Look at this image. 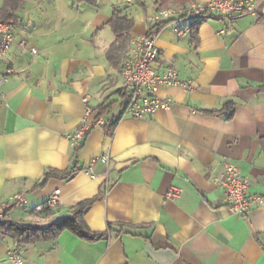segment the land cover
Masks as SVG:
<instances>
[{
  "label": "crops",
  "instance_id": "1",
  "mask_svg": "<svg viewBox=\"0 0 264 264\" xmlns=\"http://www.w3.org/2000/svg\"><path fill=\"white\" fill-rule=\"evenodd\" d=\"M141 2L126 0L145 12L133 17L132 39L146 33L147 17L159 9L156 0ZM48 3L50 10L32 23L19 16L3 67L13 74L0 87V202L23 194L26 203L11 206L7 217L44 227L96 198L84 214L86 225L92 232L109 224L113 230L96 241L65 230L55 240L20 245L25 264H264V0H256V15L161 26L157 69H176L193 89L163 86L160 96L170 107L147 118L123 115L122 70L107 58L118 1L109 0L104 10L98 2L89 17L90 5ZM87 108L102 123L74 158L69 135ZM103 155L109 162L98 161L89 172ZM226 161L263 200L244 216L230 212L214 182ZM74 165L80 171L71 179L39 186L47 169ZM172 187L183 191L169 198ZM54 194L60 204L38 212ZM15 246L0 232V261Z\"/></svg>",
  "mask_w": 264,
  "mask_h": 264
},
{
  "label": "built area",
  "instance_id": "2",
  "mask_svg": "<svg viewBox=\"0 0 264 264\" xmlns=\"http://www.w3.org/2000/svg\"><path fill=\"white\" fill-rule=\"evenodd\" d=\"M128 3L133 0H127ZM256 0H209L206 3H190L183 6H172L158 9L154 14L147 17L146 33L131 40L127 57L122 67L124 80L123 90L126 101L123 106V115L134 118H147L159 110L170 107V100L160 96L163 86H182L186 90H192L190 82L182 81L179 72L166 67L162 72L156 65L159 58V48L156 45L159 30L164 23L175 20L184 22L187 26H199L210 18L218 17L232 21L242 15H256ZM16 25L12 22L0 21V87L3 86L13 74L12 69L3 70L8 53L15 38ZM33 54L37 50L32 48ZM92 109L87 108L86 118L69 135L73 150H79L84 145L90 131L102 121H94ZM102 161L109 162V157L103 155L92 161L89 172H93V165ZM93 174V173H92ZM214 182L225 194V202L231 213L244 216L255 204L262 203V197L251 195L249 189L250 180L244 176L241 170L234 164L226 161L221 170L215 175ZM182 189L172 187L168 192L169 198L178 197ZM26 199L23 194L15 195L9 202H0V221L6 217L7 209L13 205H24ZM60 204L58 194L52 195L46 202L37 208L38 212L53 209ZM0 264H25L20 246L10 249Z\"/></svg>",
  "mask_w": 264,
  "mask_h": 264
},
{
  "label": "trees",
  "instance_id": "3",
  "mask_svg": "<svg viewBox=\"0 0 264 264\" xmlns=\"http://www.w3.org/2000/svg\"><path fill=\"white\" fill-rule=\"evenodd\" d=\"M138 1L140 2L141 6H143L141 0ZM156 1L159 4V9H164L172 6L187 5L193 3L194 0ZM75 2L76 4L97 6L99 0H75ZM24 5L25 0H4V4L0 6V21L12 22L15 25L18 24L20 20L18 13L21 9H23ZM126 8L127 7H114L112 17L109 21V26L111 27L115 35V40L110 45L107 51V58L110 64L120 71L122 70L123 62L126 59L127 53L129 51L130 43L132 40L131 31L135 25L133 16L128 13V9ZM193 40L196 44H198L197 33L194 34ZM226 108L231 111L230 117H232L234 113V104L229 103L227 104ZM107 109L108 107L100 109V113L98 116H102ZM117 122L118 120L114 121L112 126L114 127ZM111 133L112 132H110V134ZM262 148L264 150V139L262 140ZM81 149L73 150L74 158H76ZM79 171L80 169L75 165L66 171L47 169L45 171L43 181L39 184V186L45 185L51 178L69 180L74 177ZM95 199L80 203L77 207L74 208L70 216L64 217L60 221L53 222L44 227H39L33 225L32 223H26L7 218L3 221H0V232L4 235L12 237L18 246L39 241L55 240L65 230H69L77 236L88 241L104 239L108 237L112 232V224H109L108 230L105 232H92L84 221V214L88 207L95 201ZM49 210L50 209H46L43 212L47 213Z\"/></svg>",
  "mask_w": 264,
  "mask_h": 264
},
{
  "label": "rangeland",
  "instance_id": "4",
  "mask_svg": "<svg viewBox=\"0 0 264 264\" xmlns=\"http://www.w3.org/2000/svg\"><path fill=\"white\" fill-rule=\"evenodd\" d=\"M67 1H70L72 4L73 3L75 4V0H67ZM108 1L109 0H99L100 6H101L100 10L105 9V7L108 4ZM117 1L121 5L122 8L127 7L126 9H128V13L131 14L134 18L137 19V18L143 17L145 15L143 8L140 5H138L137 3L128 4V3H126V0H117ZM71 3H70V6H71ZM3 4H4V0H0V6H2ZM78 6H79V4H75L76 8ZM89 8L91 10L87 9V11H85L86 14H89L88 17L90 16L91 12H94V13L96 12L95 6L93 7L90 5ZM46 9L50 10L48 0H25V5H24L23 9H21L19 11L18 15L21 17V20L24 23H28V22L32 23L31 17H35V19L42 17L43 14L45 13ZM107 30H108V32L111 33L110 28H108ZM118 109H119V107H117L116 110H118ZM7 210H9V208ZM6 214H7V212H6ZM7 218L8 217L6 215L4 220Z\"/></svg>",
  "mask_w": 264,
  "mask_h": 264
}]
</instances>
